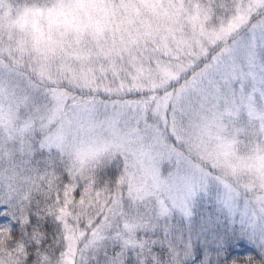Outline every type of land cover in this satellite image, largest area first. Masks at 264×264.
<instances>
[{
  "label": "snow or ice",
  "instance_id": "obj_1",
  "mask_svg": "<svg viewBox=\"0 0 264 264\" xmlns=\"http://www.w3.org/2000/svg\"><path fill=\"white\" fill-rule=\"evenodd\" d=\"M0 264H264V0H0Z\"/></svg>",
  "mask_w": 264,
  "mask_h": 264
}]
</instances>
